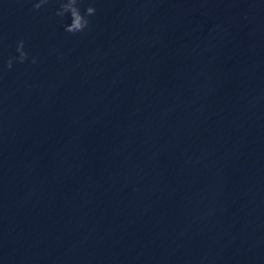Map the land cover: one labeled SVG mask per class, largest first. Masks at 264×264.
I'll use <instances>...</instances> for the list:
<instances>
[{"label":"water","instance_id":"1","mask_svg":"<svg viewBox=\"0 0 264 264\" xmlns=\"http://www.w3.org/2000/svg\"><path fill=\"white\" fill-rule=\"evenodd\" d=\"M34 2L0 0V264H264V0Z\"/></svg>","mask_w":264,"mask_h":264},{"label":"clouds","instance_id":"2","mask_svg":"<svg viewBox=\"0 0 264 264\" xmlns=\"http://www.w3.org/2000/svg\"><path fill=\"white\" fill-rule=\"evenodd\" d=\"M58 8L55 11V16L63 18L66 14L70 16V23L64 24V31L71 34H76L83 32L89 26V17L95 15L96 9L92 6L86 7L83 13H81L79 8V3L81 0H57ZM48 0H35L33 3V9L39 10L41 7L46 5ZM16 52L18 55L9 56L4 63V68L11 70L13 63H24L29 61L31 64L37 62L35 57L29 60L28 53L24 50V41L19 40L16 42Z\"/></svg>","mask_w":264,"mask_h":264}]
</instances>
